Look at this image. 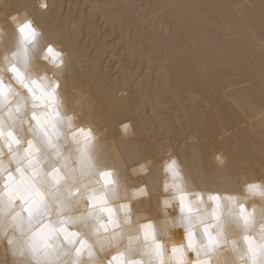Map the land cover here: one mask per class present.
I'll return each instance as SVG.
<instances>
[{"label":"clouds","instance_id":"1","mask_svg":"<svg viewBox=\"0 0 264 264\" xmlns=\"http://www.w3.org/2000/svg\"><path fill=\"white\" fill-rule=\"evenodd\" d=\"M55 9L0 0V264H264V87L210 133L162 122L89 72Z\"/></svg>","mask_w":264,"mask_h":264},{"label":"bare ground","instance_id":"2","mask_svg":"<svg viewBox=\"0 0 264 264\" xmlns=\"http://www.w3.org/2000/svg\"><path fill=\"white\" fill-rule=\"evenodd\" d=\"M251 3L253 7L244 0H56L52 23L79 34L101 76L121 83L127 79L132 95L129 108L136 101L151 105L159 98L149 111L162 122L203 123L210 133L216 127L217 114L231 123L237 115L236 105L246 107L260 99L264 54L253 34L259 37L264 32V18L258 0ZM171 4L207 7L173 10L168 7ZM238 4H244L243 15L236 13ZM98 5L106 7L97 9ZM38 19L47 22L44 14H38ZM178 20L199 22V30L206 35L195 38V49L187 40L173 48L165 46L169 41L163 29L175 28ZM150 40L155 43L149 44ZM133 41L142 42L145 50L151 48L157 63L150 65L133 55ZM164 53L171 60L169 80L160 75L159 60ZM201 66L207 71H201ZM189 92L198 93L200 99L185 103Z\"/></svg>","mask_w":264,"mask_h":264},{"label":"snow or ice","instance_id":"3","mask_svg":"<svg viewBox=\"0 0 264 264\" xmlns=\"http://www.w3.org/2000/svg\"><path fill=\"white\" fill-rule=\"evenodd\" d=\"M106 7L104 5H98L97 9H101ZM169 8L175 10L180 8H190V9H200L203 7H207L206 5L199 4H171L168 5ZM107 18V17H106ZM53 31L60 33V35L66 39L69 46L72 48L75 55L84 62L87 66L89 72L93 75L99 76L98 64L96 59L91 55V52L87 46V43H82L79 34H70L66 27L62 28L58 23L53 25ZM164 35L168 38V43L165 45L166 47L173 48L180 44L182 40H187L191 43V47L193 49L196 48V37L203 39L205 37V33L202 30H199V22L193 21L191 24L189 23H181L178 20V23L175 28H164ZM138 39H141L138 37ZM149 44H154L155 41H148ZM187 47V45H185ZM130 50L133 55L138 56L139 59L148 60L149 64L157 63V61L153 58L156 53L151 49L145 50L144 44L142 42L137 43L135 41L131 42ZM175 50H179L178 47ZM171 63V60L168 54L164 53L161 55L159 60L160 64V75L165 79H170V73L168 70V65ZM120 86L130 87L127 79L123 83L120 82ZM261 86L264 87V72L261 73ZM138 93L137 95H139Z\"/></svg>","mask_w":264,"mask_h":264}]
</instances>
